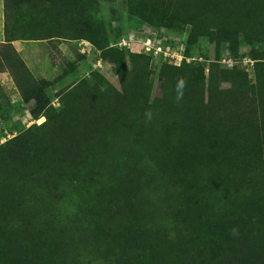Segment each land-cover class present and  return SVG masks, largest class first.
Returning <instances> with one entry per match:
<instances>
[{
    "label": "trees",
    "instance_id": "16d2710c",
    "mask_svg": "<svg viewBox=\"0 0 264 264\" xmlns=\"http://www.w3.org/2000/svg\"><path fill=\"white\" fill-rule=\"evenodd\" d=\"M102 2L125 5L140 27L188 29L187 55L201 38L233 56L245 44L253 72L157 67L151 55L116 49L96 17ZM3 4L0 74L46 121L0 145V264H264V0ZM19 40L91 42L119 87L95 70L56 107L52 83L13 47ZM82 187L103 200L98 225L85 229L99 254L88 263L71 256L75 239L56 217Z\"/></svg>",
    "mask_w": 264,
    "mask_h": 264
},
{
    "label": "rangeland",
    "instance_id": "374dc122",
    "mask_svg": "<svg viewBox=\"0 0 264 264\" xmlns=\"http://www.w3.org/2000/svg\"><path fill=\"white\" fill-rule=\"evenodd\" d=\"M0 0V44L4 42V6ZM96 17L105 22L109 32L112 47L128 51L134 54L135 46L124 47V43L137 41L142 35L140 24L131 18L127 12V7L121 3L106 4L101 3L97 10ZM162 38L168 39L169 45L177 52L178 49L185 50L188 40V29L183 32L174 33L167 29L159 31ZM71 41V40H55V41H25L19 40L13 42V47L28 63L30 70L39 80H48L52 86L47 89V94L54 106H59V95L72 87L74 84L88 79L93 71H99L105 74L117 87H119L118 77L114 75L112 67L109 63L99 61L101 52L98 57H87L84 53L85 44L87 41ZM91 43V42H90ZM92 44V43H91ZM93 45V44H92ZM136 45V44H135ZM139 51L141 55L146 52ZM170 49V48H169ZM132 50V51H131ZM169 50H164L163 53ZM170 52V51H169ZM191 55L197 57L200 61L198 64L206 65V72L209 73L212 64L222 63V61H231L233 67L241 66L247 72H253L254 62L246 55L248 46L245 44L240 46V51L237 56H233L231 48L227 45H222L220 53L217 46L207 38H201L197 44L191 48ZM172 53V52H171ZM187 53V51H186ZM138 54V53H137ZM140 55V54H139ZM84 56V57H83ZM165 56V55H164ZM153 65H158L162 59L156 56ZM178 57H181L180 52ZM102 58V57H101ZM100 58V59H101ZM168 59V58H167ZM161 60V61H160ZM155 70H158L154 66ZM0 145L13 137L19 135L33 125H41L46 119H34L31 114L32 104L23 103L18 89L8 72L0 74ZM156 94H159L158 81H156ZM149 195V194H148ZM151 197L152 202H162V197ZM103 204V200L97 195V190L94 187H82L74 189L57 212V226L59 229L68 228L67 234L72 237L69 242L75 239L74 246L69 249L70 254L81 256L79 259L85 263L92 262L99 256L95 247L91 245V240L85 234V229H93L94 224L101 220L99 207ZM93 252V254H92ZM96 256V257H93ZM100 260V259H99ZM96 262V261H95ZM99 264V262H96Z\"/></svg>",
    "mask_w": 264,
    "mask_h": 264
},
{
    "label": "built area",
    "instance_id": "2783aa9c",
    "mask_svg": "<svg viewBox=\"0 0 264 264\" xmlns=\"http://www.w3.org/2000/svg\"><path fill=\"white\" fill-rule=\"evenodd\" d=\"M144 26L145 27H141V29H142L141 32H142L143 37H141L140 39H138L137 41H134V42H130V43L125 42L124 47L135 46L136 50L139 51V49H141V45H142L143 49L141 50V52L144 51V52H146V54H152L153 53V55H151V56L154 59H158L156 56H158L162 59V61L160 60L161 61L160 63L168 62L174 66H177V67H180L183 62H186L188 64L193 63V62H198V61L201 62L200 61L201 57H199V59H198L197 57H194V56H186L187 50H185L183 46L181 47V48H183V51L181 49H178V51L176 52L169 45L168 39H166L165 37L162 38V35L159 33L158 30L152 29L151 27H148L146 25H144ZM133 50H134L133 51L134 54H137V53L141 54L140 52L136 53L135 49H133ZM164 50H169L170 52L167 51V52L163 53ZM179 52H180L181 57H178ZM83 54H85L87 57H91V58L100 56L99 51H97L96 48L94 47V45H92L88 41L85 44V49H84ZM98 59L100 62L103 61L102 59H100V57ZM220 65H222L225 68H232L233 67V63L231 61H227V60L222 61V63H220Z\"/></svg>",
    "mask_w": 264,
    "mask_h": 264
},
{
    "label": "crops",
    "instance_id": "0c3cea01",
    "mask_svg": "<svg viewBox=\"0 0 264 264\" xmlns=\"http://www.w3.org/2000/svg\"><path fill=\"white\" fill-rule=\"evenodd\" d=\"M3 6H4V4H3ZM25 59V58H24ZM26 61V60H25ZM27 63V62H26ZM28 64V63H27Z\"/></svg>",
    "mask_w": 264,
    "mask_h": 264
}]
</instances>
